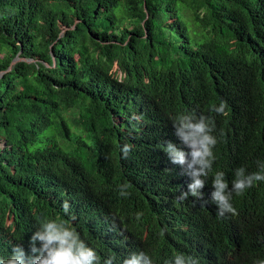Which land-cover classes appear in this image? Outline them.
I'll return each mask as SVG.
<instances>
[{
  "label": "trees",
  "instance_id": "obj_1",
  "mask_svg": "<svg viewBox=\"0 0 264 264\" xmlns=\"http://www.w3.org/2000/svg\"><path fill=\"white\" fill-rule=\"evenodd\" d=\"M0 72V257L29 251L47 217L101 264L264 260V182L231 230L211 201L217 171L264 161V0H0ZM222 101L226 114L212 110ZM180 115L215 121L206 206L177 200L191 180L162 151L184 147Z\"/></svg>",
  "mask_w": 264,
  "mask_h": 264
},
{
  "label": "clouds",
  "instance_id": "obj_2",
  "mask_svg": "<svg viewBox=\"0 0 264 264\" xmlns=\"http://www.w3.org/2000/svg\"><path fill=\"white\" fill-rule=\"evenodd\" d=\"M225 108L226 102L223 101L219 107L212 106V110L218 114H226ZM173 128L175 136L184 147H179L172 141H164L162 151L169 161L180 166L183 174L191 180L187 186L188 190L181 191L177 200L183 201L189 196L196 197L201 200L202 206H206L208 200L204 199L202 190L216 161L214 149L218 138L214 135L215 121L203 115H180L173 123ZM131 148L130 144L123 145L121 151L124 158L128 157ZM184 148L188 150L185 151ZM257 167L259 171L252 173L240 167L230 173L217 171L214 175L211 201L217 205L218 217L227 215L226 230H231L241 222L257 197L258 186L264 182V161H257ZM119 187L122 197L130 195L126 191L130 187L129 184L125 183ZM69 207L67 202L63 204L65 215L69 214ZM142 215L143 213L138 212L136 219L140 220ZM38 223V229L33 232L28 242L29 251L26 252L21 243L14 244L8 258L0 257V264H101L98 252L81 238L70 221L44 217ZM115 262L116 257L109 256L103 259L102 264ZM123 264H153V259L144 251L132 252L124 259ZM165 264H199V260L194 256L176 253L170 260H166ZM256 264H264V260L257 261Z\"/></svg>",
  "mask_w": 264,
  "mask_h": 264
},
{
  "label": "water",
  "instance_id": "obj_3",
  "mask_svg": "<svg viewBox=\"0 0 264 264\" xmlns=\"http://www.w3.org/2000/svg\"><path fill=\"white\" fill-rule=\"evenodd\" d=\"M22 59L21 58H16L14 61H13V63H12V65H14V64H16L17 62H19V61H21ZM3 75V72H0V77Z\"/></svg>",
  "mask_w": 264,
  "mask_h": 264
}]
</instances>
